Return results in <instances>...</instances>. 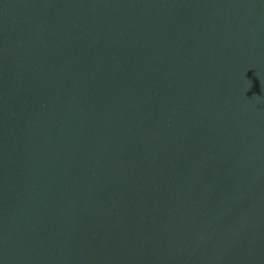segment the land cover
<instances>
[{
  "label": "water",
  "instance_id": "obj_1",
  "mask_svg": "<svg viewBox=\"0 0 264 264\" xmlns=\"http://www.w3.org/2000/svg\"><path fill=\"white\" fill-rule=\"evenodd\" d=\"M0 264H264V0H0Z\"/></svg>",
  "mask_w": 264,
  "mask_h": 264
}]
</instances>
